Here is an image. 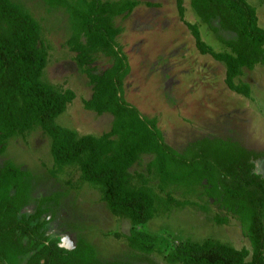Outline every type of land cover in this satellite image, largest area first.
<instances>
[{"label": "trees", "instance_id": "obj_1", "mask_svg": "<svg viewBox=\"0 0 264 264\" xmlns=\"http://www.w3.org/2000/svg\"><path fill=\"white\" fill-rule=\"evenodd\" d=\"M45 1L69 15L71 32L66 44L92 87L85 108L111 113L113 123L107 132L83 135L57 123L76 94L44 76L49 48L40 20L24 3L0 0V154L11 139L41 128L51 139L52 173L67 166L77 168L79 181L98 189L113 215L129 220L130 234L124 237L132 249L158 252L168 264H264V175L256 170L264 151L216 135L190 140L178 150L166 141L157 116L144 115L124 98L123 84L131 67L118 40L123 28L116 18L129 15L139 0ZM177 5L198 50L225 64V82L231 90L251 97L250 84L237 80L246 69L264 65V27L257 8L248 0H191L196 14L210 28L236 34L221 37L225 49L217 51L203 39L200 25L185 19L184 0H177ZM101 55L111 65L98 72L94 62ZM147 154L153 155L147 172H132ZM31 180V172L14 161L0 166V260L20 264V257L27 255L24 264H122L95 259L93 246L84 239L69 249L47 235L49 219L43 216L57 194L40 197L33 214L21 215L28 204ZM199 187L224 212L213 219L224 224L230 216L237 218L250 247L207 238L170 248L159 235L140 230L154 217L199 205L174 195L176 189L191 195Z\"/></svg>", "mask_w": 264, "mask_h": 264}, {"label": "rangeland", "instance_id": "obj_2", "mask_svg": "<svg viewBox=\"0 0 264 264\" xmlns=\"http://www.w3.org/2000/svg\"><path fill=\"white\" fill-rule=\"evenodd\" d=\"M30 8L43 26L44 43L49 48L44 76L64 84L75 92V99L56 121L79 135L101 134L111 129L113 115L99 114L86 109L84 101L92 95L87 74L81 72L74 60V52L66 44L70 36L67 11L52 8L45 0H15ZM257 8L259 24L264 27V0H248ZM127 15H120L116 23L123 28L118 36L130 64L124 80V98L146 116H157L166 141L181 150L188 141L205 136L231 137L250 149L264 151V65L246 69L239 80L251 86V97L231 90L225 82V64L209 54H202L186 22L180 18L177 0H139ZM185 19L197 22L203 39L215 50L225 49L220 39L235 37V33L210 28L196 14L191 0H184ZM213 24L219 26L218 20ZM98 72L111 65L101 55L94 62ZM0 154V166L14 161L32 174L28 204L21 215L33 214L40 197L57 194L47 204L43 217L49 219L47 235L63 247L73 249L84 239L93 246L92 256L102 262L120 261L122 264H168L158 252L150 254L132 249L124 234H130L128 219L118 218L101 199L98 189L79 181L80 171L67 166L52 173L54 161L51 139L41 129L26 137L11 139ZM153 155H144L132 172H147ZM257 172L264 175V157L256 161ZM176 189L177 198H190L199 205H187L157 216L140 226V230L159 235L176 244L219 239L241 248L250 247L237 218L217 223L213 217L224 213L202 193L203 187L185 195ZM210 201V202H209ZM117 234H121L119 237ZM28 256L19 259L24 264ZM0 264H6L0 260Z\"/></svg>", "mask_w": 264, "mask_h": 264}, {"label": "flooded vegetation", "instance_id": "obj_3", "mask_svg": "<svg viewBox=\"0 0 264 264\" xmlns=\"http://www.w3.org/2000/svg\"><path fill=\"white\" fill-rule=\"evenodd\" d=\"M77 243V242H76Z\"/></svg>", "mask_w": 264, "mask_h": 264}]
</instances>
